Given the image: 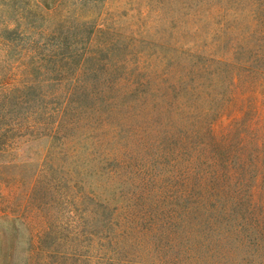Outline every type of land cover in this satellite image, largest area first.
I'll list each match as a JSON object with an SVG mask.
<instances>
[{"label":"rangeland","instance_id":"obj_1","mask_svg":"<svg viewBox=\"0 0 264 264\" xmlns=\"http://www.w3.org/2000/svg\"><path fill=\"white\" fill-rule=\"evenodd\" d=\"M71 3L98 44L180 54L172 65L147 61L146 97L122 83L96 108L77 99L64 113L55 103L0 115V264H18L32 246L41 264H264V204L248 224L221 207L229 196L205 144L213 135L219 150L264 151V0ZM40 20L35 0H0L1 37L21 29L17 42L27 44ZM189 50L199 63L188 62ZM217 113L214 130L202 124Z\"/></svg>","mask_w":264,"mask_h":264},{"label":"trees","instance_id":"obj_2","mask_svg":"<svg viewBox=\"0 0 264 264\" xmlns=\"http://www.w3.org/2000/svg\"><path fill=\"white\" fill-rule=\"evenodd\" d=\"M35 4L41 17L37 37H31L27 44H20L18 36L22 35V30L16 28L8 30L5 36H0L5 44L4 53L0 54L2 116L10 112L27 115L47 110L55 103L59 104L64 113L75 110L74 106L79 105L77 99H92L91 104L96 108V101L101 94L104 97L122 83L128 86L135 84L125 91L131 93L129 96L146 97L151 91V73L154 72L152 64H147V61L167 60V63L173 64L177 60L175 54H178V51L154 50L147 52L145 56V52L128 53L116 46H108V41L103 39V42L98 44L92 22H75L71 0H35ZM198 54L189 50L185 58L190 64H197L200 58ZM210 59H217V62L224 64L231 63L229 54L217 58L211 54L207 60ZM15 69H20L21 77H16ZM81 76L86 78L81 80ZM181 86L182 90L189 93L185 103L196 105L197 94L195 95L193 88H189L186 80ZM153 94H156V91H153ZM209 117L212 118L211 121L206 123L202 118V124L209 123L207 127L214 130L212 126L221 114ZM211 139L205 141V144H208L206 151L214 152L209 164L213 169L216 168L214 172L221 178L218 191L224 196H229L227 200L224 197L221 199V207L230 214L237 213L246 224L251 223V210L262 206L261 202L264 204V151L261 147L251 150L242 145L232 151L226 148L219 150ZM256 150L257 156H252L251 153ZM262 191L263 199L259 195ZM249 236V239L258 238L254 232ZM32 248L33 246L26 256L20 258L18 264H41V254L35 255ZM5 249L0 245V262L7 260L4 256L7 254Z\"/></svg>","mask_w":264,"mask_h":264}]
</instances>
